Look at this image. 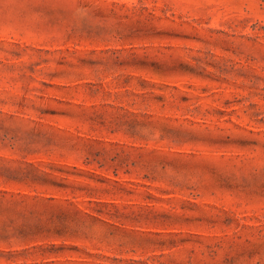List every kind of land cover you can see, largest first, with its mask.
Segmentation results:
<instances>
[{"label":"rangeland","instance_id":"obj_1","mask_svg":"<svg viewBox=\"0 0 264 264\" xmlns=\"http://www.w3.org/2000/svg\"><path fill=\"white\" fill-rule=\"evenodd\" d=\"M0 264H264V0H0Z\"/></svg>","mask_w":264,"mask_h":264}]
</instances>
